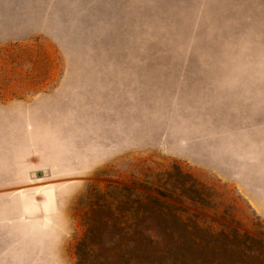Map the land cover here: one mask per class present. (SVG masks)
<instances>
[{"label":"rangeland","instance_id":"1","mask_svg":"<svg viewBox=\"0 0 264 264\" xmlns=\"http://www.w3.org/2000/svg\"><path fill=\"white\" fill-rule=\"evenodd\" d=\"M262 146L264 0H0V264H264Z\"/></svg>","mask_w":264,"mask_h":264},{"label":"crops","instance_id":"2","mask_svg":"<svg viewBox=\"0 0 264 264\" xmlns=\"http://www.w3.org/2000/svg\"><path fill=\"white\" fill-rule=\"evenodd\" d=\"M262 151L264 152V146L261 147ZM260 151V148H259ZM264 177V176H263ZM239 184V190L241 194L243 195V179H238ZM255 201V210L259 217H261L264 220V178H260V174H257L256 177V185H255V191H254V197H251L250 199H253Z\"/></svg>","mask_w":264,"mask_h":264},{"label":"trees","instance_id":"3","mask_svg":"<svg viewBox=\"0 0 264 264\" xmlns=\"http://www.w3.org/2000/svg\"><path fill=\"white\" fill-rule=\"evenodd\" d=\"M108 210H111V209H109V208H107ZM87 242V239L85 238L83 241H82V243H81V246L82 245H85V243Z\"/></svg>","mask_w":264,"mask_h":264}]
</instances>
